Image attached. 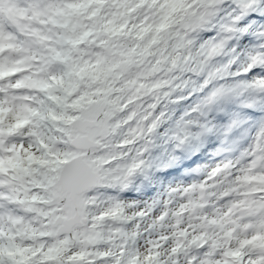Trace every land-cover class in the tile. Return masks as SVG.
Returning <instances> with one entry per match:
<instances>
[{
    "label": "snow or ice",
    "instance_id": "1",
    "mask_svg": "<svg viewBox=\"0 0 264 264\" xmlns=\"http://www.w3.org/2000/svg\"><path fill=\"white\" fill-rule=\"evenodd\" d=\"M222 3L0 0V264H264V131L174 189L147 239L123 225L153 209L128 214L106 194L143 166L158 106L192 84L183 76L207 70L200 90L217 78L230 36L201 33ZM257 66L264 44L243 72ZM252 87L264 91V77Z\"/></svg>",
    "mask_w": 264,
    "mask_h": 264
},
{
    "label": "rangeland",
    "instance_id": "2",
    "mask_svg": "<svg viewBox=\"0 0 264 264\" xmlns=\"http://www.w3.org/2000/svg\"><path fill=\"white\" fill-rule=\"evenodd\" d=\"M246 2V0H223V3L219 5L217 10V15L213 20L212 27L210 30L202 32L201 37L204 40H207L209 37H216L217 39L221 37H225L224 35H221L219 31H216L217 28L221 27L224 24H229L231 27H233L236 31L237 30H243L244 26L243 24H240V21L244 19L245 16L249 15L250 13H255V11H258L259 15L261 17L264 16V0H256L255 5L251 8L252 10L249 11L248 9L243 8V4ZM239 16L240 19L236 20L235 17ZM264 25V21H263ZM214 29V31H213ZM230 39L226 40L225 47L223 52L215 57L213 61L211 62V66L209 70L216 71L219 69L218 76L215 80H213L207 88L200 90L199 85L203 82V80L207 77V70L203 71L199 75H194V78H185V80L191 79L192 84L188 87H185V92L192 94V96L195 97V100L197 104L194 108L197 107V105L201 104V101L211 92L214 88H218L223 86V88L227 87L232 80L228 79L230 77V74L235 73V69L232 70V63L235 61L241 59V56L243 57V53L245 54V57H247L248 53L251 52L249 50L252 46L250 43V40L247 42H242L240 46H238V42L240 41V37L236 34H229ZM232 70V71H231ZM189 76V74H188ZM223 77H225L223 79ZM209 88H212L211 91H209ZM247 88H250V91L247 96H251V92H255V88L252 87L250 84ZM228 95H235L234 92H229ZM190 96V97H192ZM216 98V100H218ZM200 100V102H199ZM214 101L211 104L203 105L200 107L199 111H193L194 108H191L190 110L183 113L181 116L183 120H181L182 123H179L178 125L173 126H166L164 129L157 128L149 137L150 143L147 145L148 151L145 152L142 156V159L144 160L143 166L138 169L133 176L129 178L128 185L133 186V181H135L136 178H138V174H141L145 176L146 173L151 172L152 168L157 167L158 164H163L162 162H168L170 158H175V154L173 153L174 149H178L179 147L182 148L185 152L189 149H191L193 146H198V140L201 139V137L206 134V131L212 135L213 133L210 132V129L207 130L204 129V126H211L212 128H218L219 124H209L211 117L208 116V112L213 110L215 106L218 105H225V101ZM188 101V100H187ZM188 103H191L190 101ZM218 104V105H217ZM227 104V103H226ZM224 109L227 108L224 106ZM159 107L157 108L156 112L159 114ZM218 110L216 109V112ZM171 132V134L169 133ZM169 133V135H167ZM171 140L168 141V146L163 149V151H160V148L163 147L164 144H166L165 140ZM183 140L184 142L181 143L180 141ZM172 142V143H171ZM144 142L142 141L141 144ZM212 144H214L212 142ZM138 147L140 145H137ZM182 150V151H183ZM174 156V157H173ZM163 159V160H162ZM116 189H108L106 190V194L112 197H116V193L113 192ZM131 189V188H130ZM170 197V196H169ZM117 198V197H116ZM115 198V199H116ZM123 198H129L128 205H132V207H129L130 214L144 210L142 207H139L137 205V200L130 198V196H125ZM118 201H122L121 197H118ZM154 204L156 206L151 207L153 211L151 212V215L145 219H141L139 217L135 218L131 222H128L124 224L123 226L130 227V231L135 227L137 223L141 224V231L144 233V238L147 239V223L150 221V219L156 215H159L160 211L163 209V207L160 205L159 201H155ZM127 206V205H126ZM149 208L146 209V211ZM154 211H159L158 213ZM129 212V211H128ZM141 245L143 244V240L140 241Z\"/></svg>",
    "mask_w": 264,
    "mask_h": 264
},
{
    "label": "bare ground",
    "instance_id": "3",
    "mask_svg": "<svg viewBox=\"0 0 264 264\" xmlns=\"http://www.w3.org/2000/svg\"><path fill=\"white\" fill-rule=\"evenodd\" d=\"M247 19V20H246ZM250 19H252L253 20V23L251 24V25H249L251 28H247V29H243L242 30V32H243V34H241V36H242V39H241V41H247L248 39H249V36H248V34H250V32H252V31H254L255 29H258V25H261L260 27L262 28L263 27V25H262V23H260L259 21V19L258 20H256L255 19V17L254 16H247L246 18H245V20H243V21H241L240 23H246V22H250L251 20ZM262 22V21H261ZM213 26V25H212ZM253 29V30H252ZM213 31H214V29H213ZM216 31H219L220 32V28L218 27L217 28V30ZM221 34H225V35H227V33H222V32H220ZM232 35L233 34H236V35H240V33H238V31H234L233 33H231ZM254 38H259V41H264V35H259V36H256V37H254Z\"/></svg>",
    "mask_w": 264,
    "mask_h": 264
},
{
    "label": "clouds",
    "instance_id": "4",
    "mask_svg": "<svg viewBox=\"0 0 264 264\" xmlns=\"http://www.w3.org/2000/svg\"><path fill=\"white\" fill-rule=\"evenodd\" d=\"M260 131H264V129H261ZM258 134V133H257ZM257 134H256V136H257Z\"/></svg>",
    "mask_w": 264,
    "mask_h": 264
}]
</instances>
